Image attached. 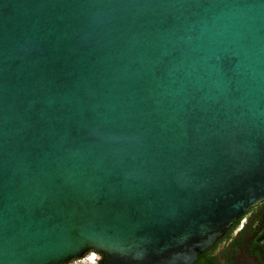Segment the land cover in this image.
<instances>
[{"label":"water","instance_id":"95a60500","mask_svg":"<svg viewBox=\"0 0 264 264\" xmlns=\"http://www.w3.org/2000/svg\"><path fill=\"white\" fill-rule=\"evenodd\" d=\"M264 199V0H0V264H193Z\"/></svg>","mask_w":264,"mask_h":264},{"label":"flooded vegetation","instance_id":"af4514ba","mask_svg":"<svg viewBox=\"0 0 264 264\" xmlns=\"http://www.w3.org/2000/svg\"><path fill=\"white\" fill-rule=\"evenodd\" d=\"M90 252L68 264H101ZM193 264H264V199L246 210Z\"/></svg>","mask_w":264,"mask_h":264},{"label":"rangeland","instance_id":"374dc122","mask_svg":"<svg viewBox=\"0 0 264 264\" xmlns=\"http://www.w3.org/2000/svg\"><path fill=\"white\" fill-rule=\"evenodd\" d=\"M78 264H88V262H82V263H81V262H79Z\"/></svg>","mask_w":264,"mask_h":264},{"label":"trees","instance_id":"16d2710c","mask_svg":"<svg viewBox=\"0 0 264 264\" xmlns=\"http://www.w3.org/2000/svg\"><path fill=\"white\" fill-rule=\"evenodd\" d=\"M104 261H105V257H104L103 260L101 261V264H104Z\"/></svg>","mask_w":264,"mask_h":264}]
</instances>
